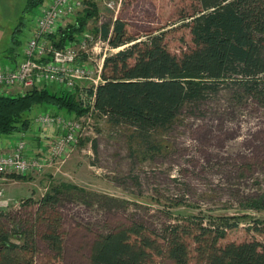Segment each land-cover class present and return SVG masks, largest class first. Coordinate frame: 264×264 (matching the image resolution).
<instances>
[{
  "label": "rangeland",
  "instance_id": "rangeland-1",
  "mask_svg": "<svg viewBox=\"0 0 264 264\" xmlns=\"http://www.w3.org/2000/svg\"><path fill=\"white\" fill-rule=\"evenodd\" d=\"M83 1V8L63 27L89 10L93 17L87 30L92 35H100L103 24L120 18L128 23L130 35L141 40L164 34L168 50L178 57L195 48L182 20L193 12L196 0ZM39 11L40 7L29 10L27 0H0V64L11 66L14 57L23 60ZM123 49L105 51L101 46L93 59L100 62L104 53L108 57ZM50 89L61 93L57 85ZM42 111L36 107L27 113L33 130ZM10 137L17 140L20 136ZM28 140L30 149L37 148V141ZM153 141L160 146L159 152L148 149L133 127L94 117L66 163L2 182L10 204L3 208L9 220L0 225L11 229L29 223L34 227L37 264H90L93 244L103 234L134 225L161 233L166 224L196 216L206 223L218 224L222 217L239 222L222 244L264 241L254 230L264 221L263 106L236 101L228 90H222L198 109L185 110L173 128L157 132ZM64 182L79 189L60 194L56 209L43 208L41 201L52 185ZM49 227L59 228V259L43 239ZM188 242L190 264H205L195 251L197 245L191 239Z\"/></svg>",
  "mask_w": 264,
  "mask_h": 264
},
{
  "label": "trees",
  "instance_id": "trees-1",
  "mask_svg": "<svg viewBox=\"0 0 264 264\" xmlns=\"http://www.w3.org/2000/svg\"><path fill=\"white\" fill-rule=\"evenodd\" d=\"M45 3L27 0L29 10ZM81 15L50 37L57 48L64 49L88 31L93 14L86 10ZM183 18L195 48L181 57L168 50L164 34L141 40L130 35L128 23L120 18L103 24L100 34L112 48L124 49L104 60L96 117L112 125L133 127L147 148L156 152L161 150L153 143L157 132L170 130L185 110L198 109L222 90H228L236 101H253L264 107V0H196L193 12ZM36 107L67 118L86 112L74 95L53 92L49 86L25 95H0V139L25 133L38 143L31 152L39 153L49 138L43 137L45 131L33 130L27 118ZM97 149L95 143V152ZM76 189L71 183L52 185L41 206L54 210L60 194ZM3 220H9L8 214L0 209V223ZM204 220L196 216L166 224L161 233L144 231L141 225L108 232L94 242L90 264H190L188 239L197 245L195 251L205 264H264V241L221 243L239 222L225 217L218 224ZM254 230L264 236V221ZM48 231L43 239L59 259V228L49 227ZM37 236L29 223L11 229L0 225V264H37Z\"/></svg>",
  "mask_w": 264,
  "mask_h": 264
},
{
  "label": "built area",
  "instance_id": "built-area-1",
  "mask_svg": "<svg viewBox=\"0 0 264 264\" xmlns=\"http://www.w3.org/2000/svg\"><path fill=\"white\" fill-rule=\"evenodd\" d=\"M83 6V0H51L50 4L40 6L23 60L14 68L0 64L2 95L10 96L16 88L22 91L19 95H25L34 89L57 85L62 92L74 95L86 110L82 116L74 118L55 115L49 109L42 111L35 120L37 128L40 131L55 129L58 134L46 139L39 153L30 152L28 135L25 133L20 135L11 153H0V209L10 204L2 185L7 177L41 173L55 168L57 164L66 163L74 155L80 137L96 118V92L102 82L106 54L100 62L93 59V55L101 46L105 51L115 49L101 35L95 36L88 31L64 49L57 48L50 39Z\"/></svg>",
  "mask_w": 264,
  "mask_h": 264
},
{
  "label": "crops",
  "instance_id": "crops-1",
  "mask_svg": "<svg viewBox=\"0 0 264 264\" xmlns=\"http://www.w3.org/2000/svg\"><path fill=\"white\" fill-rule=\"evenodd\" d=\"M51 3V0H46V3L45 5H48ZM15 60L14 64L13 65H4V66H7V67H11V68H14L16 66H18L20 64V62L17 61V59L14 57L13 58ZM21 89L19 88H16L15 90L12 91V94L13 93H21ZM50 133L48 134H44L43 137L45 136H48V138H52V137H55L57 134H58V130H55V129H50ZM18 140V139H17ZM17 140H13L12 138H3V139H0V153H4V154H9L13 151L16 143H17ZM32 149H30V152H31Z\"/></svg>",
  "mask_w": 264,
  "mask_h": 264
},
{
  "label": "bare ground",
  "instance_id": "bare-ground-1",
  "mask_svg": "<svg viewBox=\"0 0 264 264\" xmlns=\"http://www.w3.org/2000/svg\"><path fill=\"white\" fill-rule=\"evenodd\" d=\"M47 89V88H46ZM55 92V91H54ZM15 177V176H14ZM20 177V176H19ZM21 177H23V176H21Z\"/></svg>",
  "mask_w": 264,
  "mask_h": 264
}]
</instances>
